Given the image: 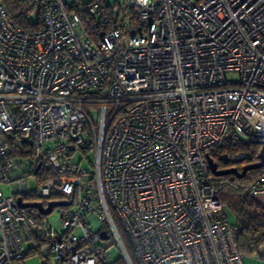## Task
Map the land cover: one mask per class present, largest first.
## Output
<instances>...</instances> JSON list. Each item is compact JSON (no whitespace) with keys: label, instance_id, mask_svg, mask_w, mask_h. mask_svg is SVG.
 <instances>
[{"label":"built area","instance_id":"2783aa9c","mask_svg":"<svg viewBox=\"0 0 264 264\" xmlns=\"http://www.w3.org/2000/svg\"><path fill=\"white\" fill-rule=\"evenodd\" d=\"M36 1L24 29L0 0V264H133L119 227L136 264H245L206 155L264 142V0H91L94 28L75 0ZM110 9L128 25L105 31ZM17 197L67 206L46 222Z\"/></svg>","mask_w":264,"mask_h":264},{"label":"trees","instance_id":"16d2710c","mask_svg":"<svg viewBox=\"0 0 264 264\" xmlns=\"http://www.w3.org/2000/svg\"><path fill=\"white\" fill-rule=\"evenodd\" d=\"M7 9L10 19L22 28H39L41 6L36 0H2ZM91 0H75V6L78 12L85 20V23L94 28L96 22L92 18L83 14V7ZM36 16V23L31 16ZM103 21H105V31L114 27L119 19L115 17L113 11L106 10ZM234 135L229 134L225 143L209 152L210 158L217 165L218 170H227L235 168L241 171L242 167L258 163V154L261 145L258 142H238L233 143ZM246 153L247 157L241 161L234 162L236 154ZM53 177L50 172L40 174V181L45 183L43 175ZM264 174V168L247 172L243 179H237L233 176H224L216 178V194L220 203L233 216L237 229L236 241L240 254L245 256H257L264 259V254H260L258 249L264 246V207L256 202L254 197L250 196L246 190L247 185L260 175ZM124 241L125 248L133 264H136L135 258L131 253L130 244ZM117 264H122L118 262Z\"/></svg>","mask_w":264,"mask_h":264},{"label":"rangeland","instance_id":"374dc122","mask_svg":"<svg viewBox=\"0 0 264 264\" xmlns=\"http://www.w3.org/2000/svg\"><path fill=\"white\" fill-rule=\"evenodd\" d=\"M108 1H110L111 4H113L115 1L117 3L122 2V0H108ZM129 14L130 13L128 11L121 12L119 15H117V13L115 12V17H116V19L118 18L120 23H122L124 26H127L128 23H129V20H130ZM36 18H37L36 16L32 15V19L34 21L36 20ZM80 159H82V156L75 155L74 158H73V161L75 163H78V161ZM88 159H89L90 162L93 160V153L92 152L89 153ZM89 161L86 160V159H83L81 161V167L85 168L86 170L91 171L92 167H91V164H90ZM37 185H38L37 178H35V179L34 178H30L28 183H27V191H28V193H34L36 191ZM0 188H1L2 192L4 193V195L9 196V195L12 194L11 185L2 184ZM261 196L262 195L257 197L256 200L258 201V199H260ZM17 199H21V197H17ZM261 200H262V198H261ZM32 201L33 200H24V202H32ZM262 201H264V200H262ZM262 207H264V206H262ZM57 212H58V210L55 209L51 214H49L46 217H44L45 221L46 222H54L56 217H57ZM227 219H228V221L230 223L234 221V218H233V216L230 213L227 214ZM92 227H93V229L95 231L100 230L99 226L96 225V224L92 225ZM118 230H119V232L121 234L122 239L127 241L128 238H127L126 234L123 232V230L120 227L118 228ZM109 243H110L111 248H112L111 256L113 258H118L119 255H120L119 251L117 250V248L114 245H112L111 241ZM258 251H259L260 254H264V246H261L258 249ZM25 261H26V264H42L38 254L32 255L31 257L27 258ZM245 264H264V259H259L257 256H245Z\"/></svg>","mask_w":264,"mask_h":264},{"label":"water","instance_id":"95a60500","mask_svg":"<svg viewBox=\"0 0 264 264\" xmlns=\"http://www.w3.org/2000/svg\"><path fill=\"white\" fill-rule=\"evenodd\" d=\"M90 114L95 122L96 116H97L96 112H91ZM258 143L261 145V150L258 154V163L244 166L242 167L241 171H238L235 168H231L227 170H218L217 165L213 162L210 156L206 155V159L208 161L212 175L215 178H221L224 176H233L237 179H243L245 175L247 174V172L254 171V170H260L264 168V142H258ZM16 202H17L18 207H20L21 209H27V208L36 209L44 216L51 214L54 208L67 206V204L64 202H49L47 204V207L44 208L41 203L24 204L22 203L21 199H17ZM100 237L105 240L107 239V235L105 232H101Z\"/></svg>","mask_w":264,"mask_h":264},{"label":"crops","instance_id":"0c3cea01","mask_svg":"<svg viewBox=\"0 0 264 264\" xmlns=\"http://www.w3.org/2000/svg\"><path fill=\"white\" fill-rule=\"evenodd\" d=\"M259 196H260V195L255 196L254 199L256 200V198L259 197ZM261 198H262V200H264V195H262ZM261 198L258 199V201L256 200V202H257L258 204H260L261 206H264V201H262ZM31 256H32V255H29V256H27V258H29V257H31ZM27 258H26V259H27ZM26 259H25V260H26ZM25 260H24L23 264H26V261H25Z\"/></svg>","mask_w":264,"mask_h":264},{"label":"flooded vegetation","instance_id":"af4514ba","mask_svg":"<svg viewBox=\"0 0 264 264\" xmlns=\"http://www.w3.org/2000/svg\"><path fill=\"white\" fill-rule=\"evenodd\" d=\"M36 202H38V201H33L32 203H36Z\"/></svg>","mask_w":264,"mask_h":264}]
</instances>
